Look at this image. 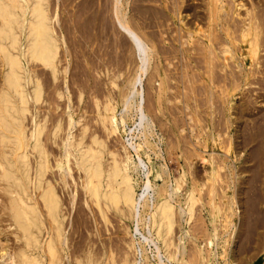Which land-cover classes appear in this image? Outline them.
Here are the masks:
<instances>
[{
	"label": "bare ground",
	"instance_id": "obj_1",
	"mask_svg": "<svg viewBox=\"0 0 264 264\" xmlns=\"http://www.w3.org/2000/svg\"><path fill=\"white\" fill-rule=\"evenodd\" d=\"M137 1L151 0H111L109 3L114 22L135 57L136 68L122 86L116 81L121 72L111 75L108 69H98L95 74L105 76V86L102 92L97 90L90 95L89 107L92 104L93 115L89 113V121L88 110L83 104L86 90L78 85L71 94L69 89L70 52L59 31V0L53 1V12L52 0H0V189L6 197L1 209L6 211V219L13 226L10 232L15 241L6 249L0 243V264H152L147 261L145 243L153 246L152 256L158 259L156 264H251L259 251L264 250V231L257 230L264 229V176L261 178V173L253 179L259 182L254 198L250 191L238 196L237 190H233L239 180L236 176L242 171L249 172L254 166H241L238 158L227 154V146L222 156H215L214 147L219 148L222 143V130L212 119L216 67L223 72L224 78L241 76L248 84L250 72H254L264 81V67L260 68L264 61L260 63L259 60L264 24L260 26L259 17L247 8L246 18L235 19L234 14L240 15L239 8L245 6L242 0H230L233 6L230 18L226 0H204L202 11L198 10L199 4L186 0H152L163 6L165 13L156 6L152 9L142 4L147 7V16L141 15L143 10L135 8ZM130 2L134 3L133 8ZM130 7L136 12H130ZM152 12L156 17L157 13L169 16L176 26L170 37L164 36L165 31L160 28L163 35L158 37L163 47L168 39L174 40L186 60L183 67L190 65L201 70L198 80L203 83L205 120L195 116L197 105L191 106V96L186 99L184 83L191 82L187 69L179 71L177 78L165 73L160 65L159 49L155 46V32L145 31L136 23L140 18L143 21L151 17ZM201 20L204 22L200 23ZM236 37L240 43V62L234 49ZM196 46L202 52L199 59L191 52ZM261 57L264 58V54ZM218 59L221 62L216 65ZM246 63L253 66L254 71L247 70ZM74 75L71 80L76 84ZM174 79L181 86L172 85ZM46 81L53 87L50 96L55 101L54 113L49 112V100L44 91ZM149 89L155 97L152 109L148 102ZM73 97L78 108L71 104ZM62 99L64 106L60 114L57 111ZM172 99L181 102L182 114L188 119L182 125L171 121L167 129L174 136V150L180 152L176 157L183 161H178L177 175L172 174L165 162L160 147L162 137L156 131V118L167 117L161 106ZM235 100L231 99L230 107L236 108ZM43 103L46 109L40 113ZM91 124H97L98 129H95L97 126L93 129ZM114 136L122 138L119 147L109 144ZM170 144L165 145L166 153L170 152ZM153 158L164 161L156 163ZM192 159L200 162L202 174L193 166ZM239 169L242 171L238 172ZM140 174L143 176L141 184ZM249 180L244 177L241 182ZM243 199L253 202L251 210L260 216L254 232L247 233H252V239L245 236L244 241L242 229L251 213L247 215V211L241 210ZM199 202V210L205 211L206 216L198 215L200 223L190 232L186 225L195 216ZM85 209L95 213L106 230L112 221L110 215L116 217L122 234L127 236L124 239L122 236L121 246L111 244V238L102 236L100 246H95L90 239L81 246L75 243L67 227L73 228L76 218L70 219L69 214L72 210L76 213ZM176 221H179L177 236L174 234ZM188 237L193 242L189 254ZM262 256L264 258V252Z\"/></svg>",
	"mask_w": 264,
	"mask_h": 264
},
{
	"label": "rangeland",
	"instance_id": "obj_2",
	"mask_svg": "<svg viewBox=\"0 0 264 264\" xmlns=\"http://www.w3.org/2000/svg\"><path fill=\"white\" fill-rule=\"evenodd\" d=\"M53 1L54 0H52V4H51V12H53V9H54L53 6H52L53 5ZM226 1L228 2L226 4V9H227L228 17L230 18V16L233 15V13H232V7L233 6H232V4H229L230 0H226ZM242 1H243V3H245V6L239 8L238 11L241 13L240 15L234 14L235 19L236 20H242L243 18H246L245 10L247 8L248 11H250L252 14L257 15L259 17L260 26L262 24H264V0H242ZM186 2L187 3H191V4L192 3H197V4H199L201 6L200 9L198 8V10H201V11L203 10L202 6L204 4V0H193V2L190 1V0H186ZM109 3H111V0H85V1L84 0H59V6L57 8L58 17H59V31H60V34L63 36V38L65 40V43H66L65 45L68 46V48H69L68 50L70 52V56H69V60H70L69 61L70 62L69 71L70 72L68 71V74H67V80H68V84H69V89L72 92L71 94H74V92H75L74 89L78 88V85L80 87L83 86L84 89L86 90V94H85V98H86L85 100L86 101L83 102V104L85 103L84 105L86 106V108L88 110L86 115L87 114L88 115H90V114L93 115V113H91V110H92L91 108H93L92 104L90 105L91 108L89 107V104L91 102L90 95L92 94L93 91H97L98 90V92H102L103 91V87L105 86L104 83H103V81L105 82V76L103 74H101V76L98 77V74H95L97 71H99V70H103L104 71V70L108 69L109 70V74H111V75L116 74L117 72H119V73L121 72V74L116 78L117 79L116 81H117V83L120 86H122L123 83L125 84V82H127V80L132 77V75L134 73V70L136 68V62H135V59H134L135 57H134V55H132L133 53H132L130 47L128 46L129 45L128 42L125 41L124 35L121 34V32L119 31V29L117 28V26H116V24L114 22V18L112 17L113 15H112V10H111V4H109ZM130 4L132 5V8H133V6H134L133 4L134 3L130 2ZM142 4H147L148 7L151 6V8L156 6L158 9H161L160 11L162 13H163V11L165 13V8L162 5L158 4L157 1H152V0L149 1V2L137 1L135 8H140V10H143L144 13L141 12V15H143V16L145 14H147V13H145V11L147 12V7L144 8ZM184 4L185 3L183 2L182 5H184ZM141 7H143V8L141 9ZM132 8L130 7V12H132V13L136 12V11H133ZM70 9H71V12H70ZM181 10H182V8H181ZM104 13H106L107 15L104 14ZM136 14L139 17H141L140 14H138V13H136ZM166 14L168 15L169 12L166 11ZM145 16H147V15H145ZM144 20H145V22H144ZM144 20L142 21V18H140V19H138L136 21V23H137V25L142 26L141 28L143 30H145V31H148V32H152L153 31V32H155V36H156L155 46L158 47V49H159V53L160 54H158V55H159V57L161 59L160 65H161V68H163L165 70L164 72L169 74L170 76H172L174 78H177L179 76L178 75L179 71L182 72V71H185L187 69L186 70V71H188L187 75H188V77L191 78V82L189 83V82L185 81V83H184L185 86H186L184 91L186 92V94H188L186 96V99H188L187 97H189V95L191 96V97H189V103L193 107L196 104L197 107L195 106L194 108L197 109V111H198V114L195 113L196 115L195 114L194 115L196 117L200 116L203 120H205L206 119V115L203 112L204 109H205V106L203 105L204 104L203 103L204 102L203 99L205 98V95L203 94V90L204 89H202L203 88V85H202L203 83H202V80H198V79H201V77L199 76V74L201 73V70L198 71L197 68H194L193 66H190V65H189L190 68H189V66L183 67L182 63H184L186 60H185L183 54L182 53L180 54V52L178 51V47H177L178 44L174 40L168 39V41H166V43H165L166 46H164V47H169V49H164L163 43L160 42V37H158L159 34L163 35V33H160L162 28L165 31L164 32V36L167 35L168 37H170L171 35L174 34L173 30L176 29V26L172 23V21H171L169 16L165 17V16H162L161 14L157 13V17H156V14L153 13V12L151 14V17H149L148 19L144 18ZM221 20L222 19H220L219 22H222ZM111 21H112V23H111ZM203 22H204V20H201L200 23H203ZM262 27L264 29V25H262ZM152 29H154V30H152ZM157 29H158V31H157ZM263 29H262V32H263L262 33V37L260 39V52H259V56H260L259 60L261 59L260 63H262L264 61V58L261 57L264 54V30ZM76 34H77V36H76ZM235 34L237 35V33H235ZM89 36H90V38H89ZM236 38H238V37H236ZM115 39H116V41H115ZM238 40H239V38L236 39V41H235L236 43L234 44L235 55L237 57L240 55V51H239L240 43L238 42ZM95 44H96V46H95ZM89 46H90V48H89ZM113 50H115V51H113ZM197 50H198V52H197ZM167 51H168V53H167ZM174 51H175V53H174ZM191 52H192V56L196 57L197 59H199L198 57H202V52L199 50L198 47L196 49H194L193 51H191ZM165 53H166V55H165ZM163 54H164V56H163ZM128 56H129L130 60H129ZM238 59H239L238 62H240L241 58L238 57ZM177 60L180 63H178ZM167 62H170L171 64L166 65ZM219 62H221V59L216 60V65H218ZM118 65H120V66H118ZM179 66H180V68H179ZM262 66L264 67V65L260 64V68H262ZM245 67H246L247 70H248V68H251V70L254 71V67L253 66L249 67L248 63H246ZM163 69H162V71H163ZM220 71L221 70L219 69V67L215 68V74H216L215 83L216 84H214L215 88L213 86V93L214 94L212 96V99H213V110H214V112H213L212 119H213L214 125L217 128H220L222 130V135H221L222 137H220V140H221L222 143L220 144L221 146L219 148L218 147H214V149H215L214 150L215 151L214 154H215V156L217 158H219L220 156L223 155L222 153H225L224 152L225 151L224 148H225V146H227L226 147V150L228 151V152L226 151L227 154H229L232 158H238V160L240 161V165L241 166L245 165V164H248V165H250L252 167L254 166L251 170H249V172L248 171H242L241 169L238 170V172H241V171L242 172L238 173V175L236 176V177L239 178V180H238L237 186H235V188L233 189L235 191L237 190L236 192L238 193V196H240V197L242 195L241 194L242 192H243V194H246L249 191H250L249 192L250 194L252 193L251 195L253 197V194L257 190L259 191V182L256 183L255 181H253L254 177L255 176L256 177L260 176L261 173H262L261 178H263V176H264V143H263L264 142V107L262 108V105L264 106V96H261V95L264 94V88H263L264 87V81L260 79V77H261L260 74H257V75L255 74L254 75V72H250V75L248 77L249 83L247 84V83H245L243 81L241 76H238V77L236 76L234 78V77H231L229 75L228 78H224L223 72L222 71L220 72ZM190 72L191 73L193 72V73L191 74ZM73 74H75L74 76H76V84H74L73 80H71V79H73ZM44 77H45V75H44ZM81 77H82V79H81ZM193 78L195 80H193ZM60 79L61 78H59L58 81L61 83L62 80H60ZM234 80H235V82L233 83ZM238 80H239V82H238ZM44 82H45V80H44ZM99 82H101V83H99ZM192 83L194 84L193 86H192ZM171 84L172 85H180L181 86V83L178 80H176V79L171 80ZM198 84H199V86H198ZM232 84L234 86H231ZM61 85L63 86V83H61ZM219 85H221V87H219ZM195 86H196V89H195ZM197 87H198V89H197ZM222 89H223V91H222ZM52 90H53L52 85L49 83V81H46V84L44 86V91H45V95L47 96V99L49 100V103H47V104L50 107V110H49L50 113H54L53 104L55 103L54 98L50 96V95H52ZM194 90H196V91H194ZM257 90L260 93L259 92L256 93ZM151 91L152 90L149 89V94L147 93L148 94V102L150 104V109L154 108L153 100H155V97L153 96ZM224 91H225V93H224ZM196 94H197V96H196ZM222 95H223V97H222ZM232 98H236V100H235L236 108L230 107V103H231V99ZM60 102H61V107H60V109L57 112L62 114L63 106H64L63 99L60 100ZM170 102H172V103H170ZM170 102L166 103V104L163 103L162 104L163 107L161 106L163 111L166 112L167 117L160 116L158 119L156 118V120H157L156 122L158 124L161 123L160 126L156 123L157 124V126H156L157 130L156 131L162 137V141L160 143V147L162 149V154H163L164 158L166 159L165 162L167 163V165H168L169 169L171 170L172 174L177 175L178 169H179L178 161L180 163H183V161H182L181 158L178 159L176 157L177 154H180V152H179V149H175L174 150V148L176 146L174 144V142H175L174 136H173V134L171 135V133L167 129H169V126L172 124V122L173 123L176 122L177 125H182V124L185 123V121H188V119H187V116L184 117V115H183L184 113L182 112V108H181L182 104H181L180 101H178L177 99H172ZM71 104L74 105V108H78L77 105H76L75 97H73V103H71ZM216 104H217V106H216ZM250 104H251L252 107L250 106ZM46 107H47V105H46ZM45 109L46 108L44 106V103L41 104L40 109H39L40 113H43L45 111ZM176 109H178V110H176ZM88 115H87V119L90 121L91 120V115L89 117H88ZM50 117H52V116H50ZM167 118H169V119H167ZM218 118H219V120H218ZM181 119L183 121H181ZM62 120H63V118H62ZM159 120H161V122ZM191 122L194 123L193 121H191ZM91 125H92L93 129L97 126V124H91ZM95 129H98V126ZM225 132H227V133H225ZM114 137L109 139V144L111 146H116V147L118 146L119 147L120 146V142L122 141V138L121 137L118 138L119 136H114ZM201 137L204 138V136H201ZM116 139H117V141H116ZM227 140H228V145H227ZM244 141L245 142H249V143L245 144ZM238 142H240L241 144L240 143L238 144ZM167 143H171L169 145V151L170 152H167L168 154L165 151V145H167ZM222 144H224V145L222 146ZM190 147H192V145ZM220 148H223V149H220ZM205 150L210 152L208 147H206ZM205 154H207V153H205ZM170 155L171 156L173 155L172 158L170 157ZM244 157L245 158H249V160L246 161ZM169 158L173 162L172 161L170 162ZM153 159H154V161H156V163H160V162L164 161V159H161V158H153ZM168 160H169L170 163L168 162ZM192 160H193V163H194L193 166H195L197 168V171L199 170V174H202V165L200 164V162H197V160H194V159H192ZM257 167L259 168L260 171H258ZM173 169H174V171H173ZM222 172H224V171H222ZM248 175H249V177H248ZM141 176L142 175L140 174V177H139L140 184L143 181V176L142 177ZM244 177L250 179L249 181L244 183L245 186H243L244 184L241 182V179L244 178ZM158 183H162V182L158 181ZM252 183H254L255 185L254 184L252 185ZM231 190H232V188H231ZM1 196H3V197H1ZM80 198H81V193L78 191V198L77 199L79 201V205L81 203L80 202ZM253 198H252V200L255 201V199H253ZM5 199H6L5 194L0 189V241H1L0 243L6 249V248H8V246L10 247V246L14 245L15 241H13L14 240V237L12 236L13 233L10 232V231H12L13 226L9 225L10 224V220L6 219V218H8V216H6L7 213H6L5 210H2L3 209L2 204L5 202ZM243 200H244L243 201L244 203L241 200V205H242L241 210L243 208L245 211H247V213H246L247 215L249 213H251V216L248 218L249 222H246L247 224L244 227L245 229H242V234H243L242 237H243V241H244L245 240L244 239L245 236L247 238L252 239V235H251L252 233L248 234V235H247V233H248L249 230L254 232L255 226L260 222V216L257 213L254 214L253 210H251L254 207L253 206V202L247 201L246 199H243ZM76 206H78V203H77ZM1 207H2V209H1ZM196 207L198 208L196 210V213H198V214L195 213V216L190 221V224L191 223H193V224H191V225L187 224L186 225L187 228H188V226L190 227V232L194 231V229L200 223L198 215H204V217L206 216L205 215V211L199 210V208L201 207L200 206V202L197 203ZM73 210L71 211L72 213L70 212L69 218L71 217L70 219H72V218L75 217L76 221H75V223L73 225V228L70 227V226L67 227V231H69L72 234L76 244L78 243L81 246V244H83L85 241L86 242L89 241L87 239H90L92 241L91 243H94L95 246H100L101 245V239L100 238L109 237V238H111V241H112L111 244H116L117 247H118V246H121V244H122V241H120L122 236H123V239L125 237L127 238V236L124 234V232L122 234L121 227L119 226L118 221H116V217H114L113 215H112L113 217L110 215V220H112L110 222V224H109L110 228L108 226L107 227L108 229L106 230V229H104V226L100 223L99 218H98L97 215H95V213L92 214L87 209L83 210L85 213L83 211H78V210L75 213ZM93 216L96 219L93 218ZM111 217H112V219H111ZM194 219H196V220H194ZM77 221H79L80 224ZM91 222H93V223H91ZM75 224H76V226H75ZM95 224L98 225V226H96ZM101 225L103 226V228H102ZM10 227H12V229ZM186 227H184V224H183L181 226L182 231H184ZM77 228L80 229V230H78ZM76 230L79 233H77ZM174 230H175L174 234L177 236L178 235V231H179V221H176ZM257 230L258 231H264L263 228H259V229L257 228ZM244 233H245V235H244ZM92 235H93L94 238L91 237ZM113 241H114V243H113ZM186 245H187V249H188L187 253L189 254V253L192 252L191 251V246L193 245V242L190 240L189 237L186 239ZM145 247L148 249V250L146 249V254L149 256L147 261L149 263L156 264L158 259L155 256H152V254L154 252L153 246L152 245L150 246V245L145 243ZM189 249H190L191 252H189ZM263 252H264V250L259 251V253L256 255V257H254V260H253V262L251 264H264V258L262 256Z\"/></svg>",
	"mask_w": 264,
	"mask_h": 264
}]
</instances>
